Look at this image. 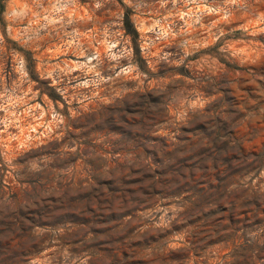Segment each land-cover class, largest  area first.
I'll return each mask as SVG.
<instances>
[{
	"label": "rangeland",
	"instance_id": "obj_1",
	"mask_svg": "<svg viewBox=\"0 0 264 264\" xmlns=\"http://www.w3.org/2000/svg\"><path fill=\"white\" fill-rule=\"evenodd\" d=\"M0 264H264V0H0Z\"/></svg>",
	"mask_w": 264,
	"mask_h": 264
}]
</instances>
